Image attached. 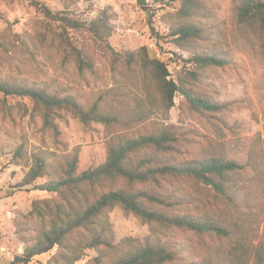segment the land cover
I'll use <instances>...</instances> for the list:
<instances>
[{
    "label": "rangeland",
    "instance_id": "obj_1",
    "mask_svg": "<svg viewBox=\"0 0 264 264\" xmlns=\"http://www.w3.org/2000/svg\"><path fill=\"white\" fill-rule=\"evenodd\" d=\"M239 2L200 0L199 9L186 17L180 3L158 0L143 4L138 0H0V82L71 95L87 109L98 102L122 119L110 129L97 122L85 125L70 113L59 112L54 118L61 134L56 136L28 99L0 94V264H12L52 228L62 200L36 186L58 179L75 156L79 172L102 165L112 133L147 135L161 130L179 137L171 162L213 157L242 166L233 174L228 196L191 180H167L156 189L172 204L160 210L210 216L229 234L152 228L117 207L108 219L114 248L107 249L104 258L120 256L130 240L135 245L144 241L167 244L184 262L208 258L215 264H231L234 251L243 246L249 264H264V30L238 21ZM43 8L80 27L63 30ZM101 17L112 26L109 43L116 57L103 54L87 31ZM183 26L197 27L201 34L188 41L176 40L173 33ZM61 36L63 42H59ZM71 46L91 57L93 70L78 67ZM144 47L149 56L166 65L168 80L178 83L182 77L193 96L212 101L220 109L198 110L178 92L174 107L166 110L161 101L163 89L151 70L146 77L155 107L146 110L151 115L144 121H133L138 100L146 99L144 75L125 56ZM200 54H216L229 63L194 67L187 62ZM38 158L46 161L49 176L25 185ZM83 239L72 234L63 245L29 264H99V251L79 246Z\"/></svg>",
    "mask_w": 264,
    "mask_h": 264
},
{
    "label": "trees",
    "instance_id": "obj_2",
    "mask_svg": "<svg viewBox=\"0 0 264 264\" xmlns=\"http://www.w3.org/2000/svg\"><path fill=\"white\" fill-rule=\"evenodd\" d=\"M158 1L180 3V12L186 17L192 16L200 7V0ZM43 10L48 17L58 22L63 30L67 27H80L76 21L53 15L48 9ZM236 12L241 24H257V27L264 30V0H240ZM87 31L101 47L103 54L118 56L109 43L113 30L107 19L101 17L94 20ZM200 34L201 30L197 27L183 26L177 28L173 36H178L176 40L188 41ZM64 40L61 36L59 42ZM70 50L80 69H94L91 57L74 46H71ZM125 60L129 64L135 63L144 75L143 90L146 99L138 100L133 121H144L151 115L150 111L145 114L146 110L155 107L156 99H153L151 84L146 77L147 72L151 70L163 89L165 96L161 101L166 110L174 107V96L178 92L190 100L198 110L220 109V106L212 101L193 96L182 77L178 78V83L173 79L168 80V68L159 59L149 56L146 47L137 53H127ZM187 62L194 67L225 66L229 63L226 58L216 54L194 55ZM0 94L28 99L40 109L44 126L56 136L61 134L54 118L59 112L70 113L85 125L97 122L110 129L122 122L120 116L111 110H103L98 102L87 109L74 96L50 93L46 89L33 86L0 82ZM129 133H112L108 141V156L102 165L79 172V158L75 156L67 162L58 179H50L36 186L39 190L56 193L62 202L56 206L51 230L35 245L26 248L12 264H29L36 256L49 252L56 245H63L65 239L75 233L84 238L79 246L99 251L100 256L96 258L99 264H215L208 258L184 262L173 247L150 241L135 245L128 240L129 248L124 249L120 256L110 260L104 258L106 250L114 248L109 238L108 219L110 212L117 207L140 218L152 228L190 231L198 235L229 234L222 224L210 216L171 215L166 210H160V207L169 208L172 204L167 201V197L159 195L156 189L161 188L162 183L167 180H191L218 195L228 196L234 182L233 174L241 170L242 166L234 160L213 157L171 162L172 156L177 152V134L168 130L147 135ZM162 157L169 159L162 160ZM48 170L46 161L42 158L35 159L24 181L25 185H33L37 179L49 176ZM248 254L245 247L236 248L231 257V264H249ZM73 261H78V258Z\"/></svg>",
    "mask_w": 264,
    "mask_h": 264
},
{
    "label": "water",
    "instance_id": "obj_3",
    "mask_svg": "<svg viewBox=\"0 0 264 264\" xmlns=\"http://www.w3.org/2000/svg\"><path fill=\"white\" fill-rule=\"evenodd\" d=\"M138 1H139V3H141V4L145 3V0H138Z\"/></svg>",
    "mask_w": 264,
    "mask_h": 264
}]
</instances>
